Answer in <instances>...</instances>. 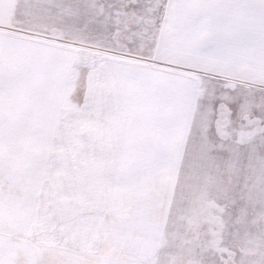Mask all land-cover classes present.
Segmentation results:
<instances>
[{
  "label": "snow or ice",
  "instance_id": "snow-or-ice-1",
  "mask_svg": "<svg viewBox=\"0 0 264 264\" xmlns=\"http://www.w3.org/2000/svg\"><path fill=\"white\" fill-rule=\"evenodd\" d=\"M61 129L92 208L18 213ZM173 220L161 264H264V0H0V264H142Z\"/></svg>",
  "mask_w": 264,
  "mask_h": 264
},
{
  "label": "crops",
  "instance_id": "crops-1",
  "mask_svg": "<svg viewBox=\"0 0 264 264\" xmlns=\"http://www.w3.org/2000/svg\"><path fill=\"white\" fill-rule=\"evenodd\" d=\"M17 9L8 3H5L4 12L11 16ZM57 23H61L58 19ZM63 141H68V151ZM69 145H71L69 147ZM86 148L85 138L80 141L68 137L63 129L58 130L50 139L47 149V156L43 163H40L39 157L34 156L32 161L39 162V168L36 165L30 166V170H35L31 174L32 183L25 191L24 199L14 201V209L18 213L30 211L34 216H46L52 214L54 221L60 220L62 210L68 212L83 211L87 213L92 206L87 203L90 194L87 190L77 191L76 172L73 163V155ZM63 149V150H62ZM37 159H36V158ZM15 169L9 174V179H15ZM44 192L49 193V197L44 196ZM55 192V193H54ZM176 221V224L179 220ZM171 221L167 228L161 226L156 232H149L147 237L142 240H136L131 245L132 257L142 264H160L161 253H165L169 248V239L175 237L177 226L173 228ZM173 228L171 235L169 230ZM182 230V228H181ZM59 231V228H58ZM37 236L36 229L33 228L30 233V239ZM69 245L78 247V241L69 238Z\"/></svg>",
  "mask_w": 264,
  "mask_h": 264
},
{
  "label": "rangeland",
  "instance_id": "rangeland-1",
  "mask_svg": "<svg viewBox=\"0 0 264 264\" xmlns=\"http://www.w3.org/2000/svg\"><path fill=\"white\" fill-rule=\"evenodd\" d=\"M62 145H64L65 146V148L67 149V151L69 150L68 149V141H63L62 142ZM71 145H69V147H70ZM24 147H25V142L23 141V140H21V139H18V140H16V141H14V143H13V145H12V153H13V155L14 156H17V155H20V154H22L23 153V149H24ZM63 150V149H62ZM36 158V157H35ZM37 159V158H36ZM31 164L32 165H39V162L37 161V163L35 164V162L34 161H31ZM38 167V166H37ZM39 168V167H38ZM28 171H29V173H30V175L32 174V173H34L35 172V170H30V169H28ZM55 193V192H54ZM44 194V196L45 197H49V196H51V195H49V193H47V192H44L43 193ZM214 196V194L213 193H211V192H208V193H205L204 194V196L202 197L203 198V200H204V203H205V210L207 211V210H209L211 207H212V197ZM204 217H202L201 218V223H203V221H204ZM175 225L177 226V230H176V232H175V237L176 236H179L182 232H183V230H184V225L180 222V221H178L177 222V224H176V221H173L172 222V226H173V228L175 227ZM173 228L172 229H170L169 230V234L171 235V232L173 231ZM181 228H182V230H181ZM171 239V238H170ZM170 239H169V242H170ZM225 242L226 243H231L232 242V240H231V238L226 234L225 235ZM258 250H256V249H249L248 250V254L249 255H254V254H256V252H257ZM175 258V256H174V252L170 249V247L168 248V251L167 252H165V253H161V256H160V264H161V261L162 260H164V259H167L169 262L171 261V260H173Z\"/></svg>",
  "mask_w": 264,
  "mask_h": 264
}]
</instances>
